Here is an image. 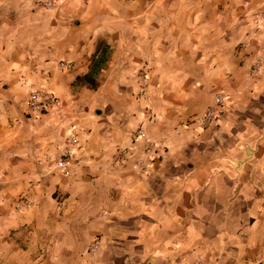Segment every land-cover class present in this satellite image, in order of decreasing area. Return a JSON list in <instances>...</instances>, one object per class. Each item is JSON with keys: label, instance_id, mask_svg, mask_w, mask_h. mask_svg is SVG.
<instances>
[{"label": "crops", "instance_id": "obj_1", "mask_svg": "<svg viewBox=\"0 0 264 264\" xmlns=\"http://www.w3.org/2000/svg\"><path fill=\"white\" fill-rule=\"evenodd\" d=\"M260 11L264 0H0V264H264ZM31 90L58 104L31 113ZM65 149L68 175L55 167Z\"/></svg>", "mask_w": 264, "mask_h": 264}, {"label": "built area", "instance_id": "obj_2", "mask_svg": "<svg viewBox=\"0 0 264 264\" xmlns=\"http://www.w3.org/2000/svg\"><path fill=\"white\" fill-rule=\"evenodd\" d=\"M54 3V0H40V5L43 8H51ZM254 22L257 24H264V11H260L258 13L254 14ZM264 59V51L256 57V61L254 63L253 71L257 73L259 71V68L262 64V61ZM59 67L65 68V69H71L72 66L68 63L60 62L58 64ZM141 83L145 85L146 83V74L143 73L139 77ZM58 104L57 98L45 91L42 90H31L27 97V106L31 113H42L44 111L50 110L52 107ZM224 104V98L222 95H216L212 101V104L199 116L195 118V121L203 128H209L215 120L218 118L220 114V109L223 107ZM135 139H144L145 133L143 130L138 129L134 133ZM68 143L71 146H74L76 144V140L74 137H69ZM152 150V145L149 143L147 145V151L150 152ZM73 152L70 149H65L63 152V156L59 158L56 163L55 167L60 168L63 171L64 175H68V163L69 159L72 157ZM31 201L28 199V197L23 196L21 197L17 203V208H30L31 207ZM99 248V241L98 239L95 240L89 247V252H95ZM200 264V263H197Z\"/></svg>", "mask_w": 264, "mask_h": 264}]
</instances>
